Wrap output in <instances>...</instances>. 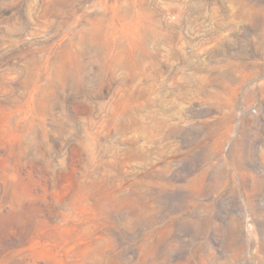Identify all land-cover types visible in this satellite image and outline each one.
Returning <instances> with one entry per match:
<instances>
[{"label": "rangeland", "instance_id": "1", "mask_svg": "<svg viewBox=\"0 0 264 264\" xmlns=\"http://www.w3.org/2000/svg\"><path fill=\"white\" fill-rule=\"evenodd\" d=\"M0 264H264V0H0Z\"/></svg>", "mask_w": 264, "mask_h": 264}]
</instances>
